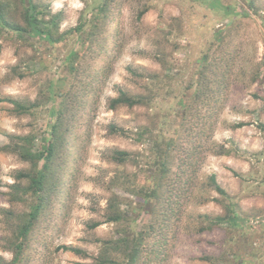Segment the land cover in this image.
Here are the masks:
<instances>
[{
  "label": "rangeland",
  "instance_id": "rangeland-1",
  "mask_svg": "<svg viewBox=\"0 0 264 264\" xmlns=\"http://www.w3.org/2000/svg\"><path fill=\"white\" fill-rule=\"evenodd\" d=\"M0 2L26 24L27 0ZM33 2L40 18L58 16L52 39L0 23V257L96 264L102 241L136 236L140 264H264V0ZM121 89L148 100L112 108ZM5 98L37 106L20 113ZM11 136H31L34 150L54 144L41 195L14 199L13 184H31L19 172L34 164L4 149ZM113 149L128 160H112ZM161 161V197L146 202ZM37 202L11 263L16 223ZM227 202L236 223H213Z\"/></svg>",
  "mask_w": 264,
  "mask_h": 264
},
{
  "label": "trees",
  "instance_id": "trees-1",
  "mask_svg": "<svg viewBox=\"0 0 264 264\" xmlns=\"http://www.w3.org/2000/svg\"><path fill=\"white\" fill-rule=\"evenodd\" d=\"M5 10L6 9L4 8L3 4L0 2V23L6 28H10L20 34L30 31L35 35H43L44 37H47L49 39H52L54 37L53 26L57 28L58 16L52 17L50 21H46L44 18H40V12L37 9V5L34 4L33 0H27V6H25L24 8L23 16L26 22L25 25L10 22L5 16ZM101 10H103V7H101ZM2 100L12 102L15 108L20 113L29 112L31 111V109L37 106V103L32 101L22 102L13 98H5ZM147 100L148 98L141 93L131 94L121 89L119 95L111 99L110 104L112 108H116L120 105L134 106L143 104ZM110 131L112 133H119L122 132V129L115 124H111ZM11 137V142L4 145V149H7L8 151H11L13 153H17L23 160L31 161L34 164V171L19 172L18 179H21L22 177H29L31 179V184L28 186H23L19 182L13 184L12 188L14 190V199H23L24 195L30 190L34 191L37 195H41L44 186L46 185L52 159L56 153L54 144L49 142V144L45 146L43 150H34V145L32 144L33 140L31 139V136H18L16 139L15 136ZM128 157L129 153L126 150L113 149V152L110 154V158L112 160L122 164L126 160H128ZM42 160L45 161L43 168L39 167V163ZM160 167L161 169H158L157 173H161V176L158 179L154 178L153 181L151 180V184L156 181V183L154 182L152 184L151 191H142V195L144 196L146 202H149L151 199L161 197L160 189L163 185L162 179L165 175L164 169L166 167V162L161 161ZM209 184L216 191L224 195L227 194L225 189L217 182L215 174H211V176L209 177ZM227 196L228 194L226 195V197ZM108 206L110 207V209L112 208L108 220L113 222L120 221L123 216L118 205H116L115 202L113 203L110 199ZM225 206L227 209V213L225 214V216L218 215L213 217V223H236V220L238 219V215L235 211L236 204L227 202ZM41 208L42 203L37 202L35 205H33L30 213H28L26 217L27 220L24 222L21 219L20 223H16V234L11 240V249L16 251V256L14 260L11 261V263L15 262L18 259L23 249L24 240L27 239L33 225V221L38 216ZM4 214L7 221L11 220L14 215L12 210H5ZM98 223L99 222H94L91 227L98 225ZM140 238L133 236L130 238H119L118 240L102 241L100 254L95 258L96 264H140V261L142 259ZM62 248L67 251H73L76 254H86L85 251L81 248L72 245H63ZM0 264H8V262L0 257Z\"/></svg>",
  "mask_w": 264,
  "mask_h": 264
}]
</instances>
